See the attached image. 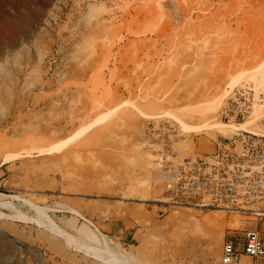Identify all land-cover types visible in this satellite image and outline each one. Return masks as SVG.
<instances>
[{
	"label": "rangeland",
	"instance_id": "rangeland-1",
	"mask_svg": "<svg viewBox=\"0 0 264 264\" xmlns=\"http://www.w3.org/2000/svg\"><path fill=\"white\" fill-rule=\"evenodd\" d=\"M244 84L264 88V0H0V133L18 140L54 132L56 98L102 107L100 97L116 95L160 127L158 152L196 156L200 137L253 129L221 118L222 99ZM152 105L157 112L145 113ZM16 194L0 198L10 202L0 206V264H221L233 224H259L264 239L262 221L159 204L158 226L139 240L72 237L53 211ZM241 262L264 264L244 252Z\"/></svg>",
	"mask_w": 264,
	"mask_h": 264
},
{
	"label": "crops",
	"instance_id": "crops-1",
	"mask_svg": "<svg viewBox=\"0 0 264 264\" xmlns=\"http://www.w3.org/2000/svg\"><path fill=\"white\" fill-rule=\"evenodd\" d=\"M99 99H107L102 107L78 95L56 98L54 132L37 144L0 133V198L31 196L72 237L71 232L90 230L139 240L158 226L155 201L161 191L154 176L171 151L155 149L160 127H147L140 111L124 105L125 97ZM144 107L147 114L157 112V106ZM215 146L213 139L200 137L195 152L210 153Z\"/></svg>",
	"mask_w": 264,
	"mask_h": 264
},
{
	"label": "built area",
	"instance_id": "built-area-1",
	"mask_svg": "<svg viewBox=\"0 0 264 264\" xmlns=\"http://www.w3.org/2000/svg\"><path fill=\"white\" fill-rule=\"evenodd\" d=\"M220 113L226 123L252 121L253 129H234L216 141L210 153L164 161L154 176L161 189L155 202L160 207L221 211L264 222V88L250 84L233 88L222 99ZM230 230L223 240L221 264H242L243 252L263 262L259 224Z\"/></svg>",
	"mask_w": 264,
	"mask_h": 264
},
{
	"label": "bare ground",
	"instance_id": "bare-ground-1",
	"mask_svg": "<svg viewBox=\"0 0 264 264\" xmlns=\"http://www.w3.org/2000/svg\"><path fill=\"white\" fill-rule=\"evenodd\" d=\"M247 128V127H246ZM241 129V128H240ZM243 129H245V127L243 128ZM35 210H37L36 208H35ZM234 217H237V216H234ZM234 225V224H233Z\"/></svg>",
	"mask_w": 264,
	"mask_h": 264
}]
</instances>
